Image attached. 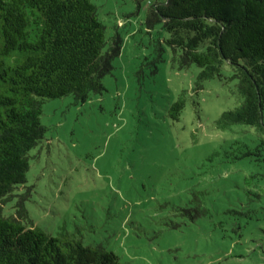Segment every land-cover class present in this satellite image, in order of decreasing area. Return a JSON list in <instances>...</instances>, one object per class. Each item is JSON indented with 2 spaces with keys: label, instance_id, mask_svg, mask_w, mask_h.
<instances>
[{
  "label": "rangeland",
  "instance_id": "374dc122",
  "mask_svg": "<svg viewBox=\"0 0 264 264\" xmlns=\"http://www.w3.org/2000/svg\"><path fill=\"white\" fill-rule=\"evenodd\" d=\"M92 1L107 47L120 46L105 90L82 103L45 99L48 131L3 213L23 204L36 227L66 230L123 264H264V162L234 159L247 126H216L241 103L236 80L196 90L200 68H180L164 23L148 24L157 0Z\"/></svg>",
  "mask_w": 264,
  "mask_h": 264
},
{
  "label": "trees",
  "instance_id": "16d2710c",
  "mask_svg": "<svg viewBox=\"0 0 264 264\" xmlns=\"http://www.w3.org/2000/svg\"><path fill=\"white\" fill-rule=\"evenodd\" d=\"M157 21L179 67L200 68L196 90L214 78L236 80L241 103L216 126H247L234 159L264 162V0H157L148 24ZM107 46L92 0H0V264H123L115 252L66 230L46 233L23 204L15 214L3 213L8 197L27 182L30 151L48 131L41 122L45 99L73 95L82 103L105 90L103 77L120 52ZM185 107L183 91L172 116L178 119Z\"/></svg>",
  "mask_w": 264,
  "mask_h": 264
}]
</instances>
